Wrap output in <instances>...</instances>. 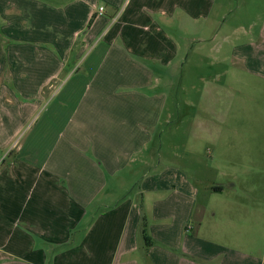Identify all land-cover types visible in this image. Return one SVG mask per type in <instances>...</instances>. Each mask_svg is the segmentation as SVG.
I'll use <instances>...</instances> for the list:
<instances>
[{
    "label": "crops",
    "instance_id": "0c3cea01",
    "mask_svg": "<svg viewBox=\"0 0 264 264\" xmlns=\"http://www.w3.org/2000/svg\"><path fill=\"white\" fill-rule=\"evenodd\" d=\"M214 5L0 0V264H264V207L255 230H231L248 204L231 198L235 184H194L179 170L163 184L165 170L144 173L138 193H109L152 141L166 103L155 68L164 76L177 60L185 20L195 42L232 44L241 71L264 80V20L219 37Z\"/></svg>",
    "mask_w": 264,
    "mask_h": 264
},
{
    "label": "rangeland",
    "instance_id": "374dc122",
    "mask_svg": "<svg viewBox=\"0 0 264 264\" xmlns=\"http://www.w3.org/2000/svg\"><path fill=\"white\" fill-rule=\"evenodd\" d=\"M251 20H264V0H215L208 22L212 21V32L220 37L228 28ZM191 23L184 21L183 34L177 38L180 53L166 75L154 67L160 81L156 86L164 91L166 103L153 128L152 141L117 177L123 182L120 189L110 188L109 193L115 198L122 191L117 199L130 189L132 194L138 193L144 173L154 177L165 170L163 184L174 183L175 170L194 184H235L231 198L247 199L248 204L243 217H232L231 230H255L254 217L264 207L253 204H264V80L241 71L239 62L231 57L232 44H217L212 50L209 41L195 42ZM234 37L233 41L237 40ZM54 95L46 99L52 102ZM41 111L25 123L15 144L30 134L29 128L34 122L38 124L36 119L44 117ZM220 135H229L232 140H220ZM3 156L1 152L0 161ZM135 177L137 184H131ZM156 181L152 179V183ZM203 200L201 193L200 203ZM205 207L210 208V204ZM245 216L247 220H243Z\"/></svg>",
    "mask_w": 264,
    "mask_h": 264
},
{
    "label": "trees",
    "instance_id": "16d2710c",
    "mask_svg": "<svg viewBox=\"0 0 264 264\" xmlns=\"http://www.w3.org/2000/svg\"><path fill=\"white\" fill-rule=\"evenodd\" d=\"M92 19H93V16L90 18L88 25H90V24H91V22H92ZM0 37H1V36H0ZM143 233L145 234L144 230H143ZM144 237L146 238V235H144Z\"/></svg>",
    "mask_w": 264,
    "mask_h": 264
},
{
    "label": "built area",
    "instance_id": "2783aa9c",
    "mask_svg": "<svg viewBox=\"0 0 264 264\" xmlns=\"http://www.w3.org/2000/svg\"><path fill=\"white\" fill-rule=\"evenodd\" d=\"M102 9H103L102 7H99V12H101V11H102Z\"/></svg>",
    "mask_w": 264,
    "mask_h": 264
}]
</instances>
